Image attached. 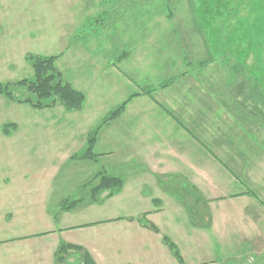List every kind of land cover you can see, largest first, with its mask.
Here are the masks:
<instances>
[{
	"label": "rangeland",
	"instance_id": "374dc122",
	"mask_svg": "<svg viewBox=\"0 0 264 264\" xmlns=\"http://www.w3.org/2000/svg\"><path fill=\"white\" fill-rule=\"evenodd\" d=\"M0 4L4 7L11 5L4 0ZM99 5L115 17L110 23H106L104 16L97 17L90 24L93 31L102 25L101 31L115 30L108 33L114 35L110 39V51L107 44L101 52L105 55L104 60L89 66L80 62H88L83 57L73 65L65 66L59 65L60 60L51 55L54 57L52 65L60 73L62 82H67L73 90L81 93L82 102L78 109L68 110L57 102L51 107L39 109L25 101L33 96L27 88L18 84L34 79L35 62L30 55L36 54L26 53L19 59L20 50L14 46L18 41L8 40V33H0V239L32 233L41 216V207L37 202L49 204L46 210L52 214L61 210L59 203L63 199L80 197L81 203L75 206L76 211H80L77 213L82 215L80 217L95 216L99 212L97 209L106 205H109L108 216H113L118 212V192L122 188L126 205L131 207L135 206L139 196L148 193L146 187L142 188V194H139L138 188L135 192V177L128 175L130 186L123 187L124 181L120 177L121 186L112 195L104 198L108 193L104 190L98 205L90 200L92 187L101 173L96 169L98 163L95 161L98 158L95 152L98 135L108 123L124 116L129 107H142L141 118L143 116L149 123L150 129L156 114L168 117L179 125V118L182 117L186 124L192 125L190 128L183 126V133L197 141L216 136L217 139L221 137L242 140L240 143L243 144L251 143L249 148L253 152L249 149L245 152L249 156L253 154V160L257 162L255 167L259 164L264 171V166L260 164L264 163V117L260 114L236 116L234 108H260L264 111V0H105ZM113 24L116 28L112 27ZM91 36L101 41V35ZM91 36L90 43H93ZM22 38L27 41L25 35ZM17 39L21 41V38ZM96 61L100 59L96 58ZM199 61L206 64L198 66ZM72 73L87 80H76ZM171 78L172 81L169 80ZM238 81L241 86L234 88ZM244 85L249 89L246 91L248 98L239 97L242 103L236 106L229 88L233 87L234 93L239 88L243 92ZM120 107L121 111L113 117ZM229 108L235 116L229 113ZM87 125L90 127L87 128ZM98 126L91 148L93 156L89 155V160L62 161L66 150L70 155L84 150L85 143L77 149L81 128L85 131L84 135H88ZM175 133L185 137L177 130ZM240 143L232 147L234 152H242L244 146ZM63 144L64 148L61 147ZM202 147L204 153L219 159L218 154L212 151L213 146L206 144ZM188 154H192L191 149H188ZM259 159L262 162L259 163ZM222 173L226 185L231 184L229 173ZM45 185H49L52 193L54 191L47 195L51 201L42 200V187ZM32 187L38 188L35 194L27 190ZM263 188L264 185L261 191L253 187V190H245V194L264 207ZM58 198L62 199L57 202ZM187 201L204 203L212 200L191 194ZM126 212H133L137 218H146L147 214L143 211L138 213V210ZM73 218L76 219L77 215L73 214ZM160 225V230L168 227L166 223ZM132 228L126 227V231ZM95 229L101 233L102 227L96 226ZM139 230L137 228L129 233L132 235L129 240L120 243V255L138 251L144 234ZM246 237L243 233V240L238 242V246L246 244L243 242ZM227 248L223 251L230 254L236 250L231 249L232 252ZM59 254L65 256L66 253ZM66 260L64 257L61 263L78 264L77 258ZM252 262L250 258L237 254L224 264Z\"/></svg>",
	"mask_w": 264,
	"mask_h": 264
},
{
	"label": "crops",
	"instance_id": "0c3cea01",
	"mask_svg": "<svg viewBox=\"0 0 264 264\" xmlns=\"http://www.w3.org/2000/svg\"><path fill=\"white\" fill-rule=\"evenodd\" d=\"M4 1L11 5L4 7L0 4V33H8V40L18 41L14 46L20 50L19 59L32 52L36 55H54L60 60L59 65L65 66L73 65L83 57L88 62H80L89 66L104 60L105 55L101 52L107 44L110 46V39L114 35L108 33L115 30L101 31L102 25L93 31L90 24H93L94 18L96 20L101 16L107 19L106 23L115 20L103 5H99L105 0ZM117 14H120L119 11ZM112 27L116 28V25ZM93 34L101 35V41L91 36ZM23 35L27 41L23 40ZM90 36L93 43H90ZM17 38H21V41ZM96 58L100 61H96ZM72 76L76 80H87L77 78L75 73ZM109 82L107 80L106 84L109 85ZM141 114V106L129 107L124 116L111 121L100 131L95 144L98 154L95 161L98 163L96 169L121 177L123 187L130 186L129 175L130 178L135 177V192L138 188L139 194H142V188L146 187L148 193L139 196L135 206L131 207L126 205L122 188L118 192L116 215L108 216L109 205H106L97 209L98 214L92 213L96 215L91 217H80L82 215L77 213L80 211H76V208L57 210L58 213L51 214L46 210L49 204L38 203L34 198L41 207V216L32 229L34 231L0 239V264H62L64 257L67 258L65 262L77 258L78 264H82L84 251L95 264H222V261L224 264L237 254L253 260L250 264H264V207L245 194V190H253V187L260 189L264 185L263 167L259 164L255 167L257 162L253 160V154L249 156L245 152L246 149L253 152L249 148L252 144L240 143L242 140L238 139H217L216 136L197 141L183 133V126L190 128L192 125L186 124L182 117L179 118V125L168 117L169 120L156 114L155 123L150 129ZM174 130L185 137L178 136ZM84 134L81 128L77 149L85 143ZM239 143L244 147L242 152L236 153L232 147ZM206 144L214 147L212 151L218 154L219 159L204 153L202 146ZM70 148L73 150L72 145ZM188 149L192 150L191 155ZM70 157L66 150L62 161H69ZM260 164L264 166V163ZM222 172L229 173L231 184L226 185ZM32 188L27 190L35 194L38 188ZM42 188V200L51 201L47 195L54 191L52 193L49 185ZM239 193L242 194L236 195ZM191 194L202 195L212 201L189 202L187 199ZM61 199L58 198L57 202ZM94 204L98 205L99 201ZM128 210L146 212V219L158 228L157 231L143 226L137 215L126 212ZM73 214L77 215L76 219ZM161 223H166L168 227L160 230ZM96 226L102 227L101 233L95 231ZM129 226L134 228L127 232L126 227ZM137 228L140 229L139 233H144L142 245L138 246L137 252L120 255V243L129 240L132 236L129 233ZM243 233L247 236L243 241L246 244L238 246V242L243 240ZM166 234L177 248L179 259L164 241ZM63 245L67 246L65 256L59 254ZM68 247H78L80 250ZM226 247L236 250L230 254L223 251Z\"/></svg>",
	"mask_w": 264,
	"mask_h": 264
},
{
	"label": "trees",
	"instance_id": "16d2710c",
	"mask_svg": "<svg viewBox=\"0 0 264 264\" xmlns=\"http://www.w3.org/2000/svg\"><path fill=\"white\" fill-rule=\"evenodd\" d=\"M30 57L33 58L34 60L33 63L35 62L34 67H35L36 75L34 76V79L31 80L29 79V82L21 81L18 84L23 88H27L30 91V94L33 96V97L30 96L31 98L27 97L25 101L29 102L31 105L35 106V108H39V109L42 107H51L56 102L60 103L61 105H64L68 110L78 109L82 102L81 93L73 90L72 87L67 82L65 81L62 82L60 78V73L52 65V60L54 59V57L41 56V55H30ZM37 61L43 64H40L41 65L40 66L39 64L36 63ZM202 62L203 61H199L198 66L206 64ZM169 80L172 81V78ZM240 86L241 83L239 81L233 85L234 88ZM244 86H243V92L239 88L238 91L237 92L235 91L234 93V88L233 87H231L232 89L229 88L231 90L230 97L233 100V102L236 103V106L242 103L241 102L242 100L240 99L241 97L245 99L248 98V95H246V91L248 92L249 89L247 85L245 87ZM253 106L256 105L254 104ZM121 108L122 107L118 108L115 111L113 117L116 116L121 111ZM234 108L237 110L236 116L244 115L247 117V115L253 114L254 116H256L257 114H260L264 117V111L261 110L260 108L259 109L249 108V110L245 108L242 109H238L236 107ZM229 113L234 115L233 111L230 108H229ZM99 126L93 129V131L90 134L86 135L84 150L80 151L77 154L71 155V159L81 161L83 159H89L87 158L89 155L93 156V153L91 152L92 150L91 148L95 141L96 133L99 130ZM97 176H98V180L95 182L94 186L92 187V191L90 192L91 194L90 200L92 203L102 200L100 194L104 192V190L108 191L107 195L104 198H107L110 195H112L115 192V190L119 189L122 182V179L119 176L109 174L105 170H102L101 173H99ZM249 193L252 194V191H249ZM81 201L82 199L80 197L77 199L65 198L59 203V209L61 210L75 209L79 206ZM138 220L143 226L149 227L150 229L157 231L155 225L149 222L144 216L138 218ZM164 241L167 243L173 254L179 259L177 248L168 240V238L164 237ZM65 246L66 245L62 246L61 252L64 251ZM68 248L80 250V248L78 247H68ZM82 262H84V264H95L91 259V257L85 251L83 252Z\"/></svg>",
	"mask_w": 264,
	"mask_h": 264
}]
</instances>
